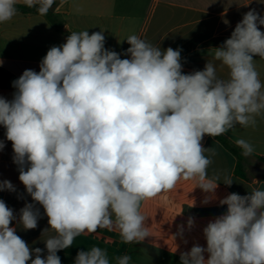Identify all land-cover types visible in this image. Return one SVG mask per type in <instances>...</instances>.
I'll use <instances>...</instances> for the list:
<instances>
[{"label":"clouds","instance_id":"obj_1","mask_svg":"<svg viewBox=\"0 0 264 264\" xmlns=\"http://www.w3.org/2000/svg\"><path fill=\"white\" fill-rule=\"evenodd\" d=\"M18 3L44 16L55 0H0V23L17 14ZM261 26L264 15L251 9L230 38L213 48V61L228 69L226 78L209 60L203 70L184 74L182 49H161L135 34L125 39L130 47L122 59L105 48L103 31L87 30L72 31L65 43L52 46L39 72L24 70L12 82V99L0 96V125L33 203H25L17 219L0 199V264H61L58 251L98 229L115 228L122 243H141L150 236L142 203L173 190L181 179L196 181L195 188L210 194L204 201L209 203L220 176H208L216 153L203 146L205 136H221L237 125L255 127L264 113V83L254 60L264 59ZM235 144L244 157L255 150L243 138ZM4 147L0 140V151ZM232 182L224 176L226 186ZM5 190L16 188L0 180ZM36 204L49 225L42 235L52 233L43 240L46 255L10 226L17 221L25 231L36 229L42 218ZM219 204L227 211L203 228L206 247L197 243L180 252V264H264V190L233 192ZM187 223L191 229L194 220ZM130 260L125 254L115 264ZM74 264L110 260L106 250L93 246L79 251Z\"/></svg>","mask_w":264,"mask_h":264},{"label":"crops","instance_id":"obj_2","mask_svg":"<svg viewBox=\"0 0 264 264\" xmlns=\"http://www.w3.org/2000/svg\"><path fill=\"white\" fill-rule=\"evenodd\" d=\"M17 6L25 5L18 3ZM251 9L264 15V0H61L48 12L52 20L47 15H40L36 8L26 11L18 8L11 20L0 23V60L3 61L0 67L16 78L26 69L39 72L40 62L52 46L65 43L72 31L87 30L89 34L103 31L105 48L120 53L122 59L128 58L124 53L130 47L125 39L133 34L161 49H182L183 73L188 74L203 70L207 60L213 61V48L230 38L236 24ZM260 30L264 31V26ZM254 60L264 83V59L254 56ZM213 63L218 76L226 78L228 69L219 61ZM14 92L10 86L0 85V96L11 100ZM256 121L255 127L237 125L223 135L234 144L241 138L252 143L255 149L251 154L252 165L264 168V113L256 117ZM5 131L0 125V140L5 143L0 151V180L11 181L16 191H0V199L19 219L20 209L33 201L19 181L17 165L12 159V143L6 139ZM202 143L216 153L207 170L209 178L220 176L215 196L209 203L204 201L210 194L195 188L196 181L181 179L173 190L142 203L140 210L147 217L150 233L143 242L125 244L115 228L111 231L98 229L95 233L77 237L72 246L58 251L61 264H74L79 251H87L93 246L107 251L110 264H115V258L125 254L131 257L130 264H180V252L190 250L197 243L206 247L203 228L227 210L209 211L226 209L227 206H221L219 200L230 193L243 196L253 189L264 190V181L251 173L248 178L238 176L237 158L215 137L205 136ZM225 175L233 179L231 186L223 183ZM36 207L42 216L36 229L25 231L17 221L10 226L16 228V234L30 248L45 249L43 240L52 233L42 235L49 227L48 220L43 215L42 206L36 204ZM190 218L194 220L191 229L187 223ZM181 226L183 233L179 235ZM205 258H208L207 253Z\"/></svg>","mask_w":264,"mask_h":264},{"label":"trees","instance_id":"obj_3","mask_svg":"<svg viewBox=\"0 0 264 264\" xmlns=\"http://www.w3.org/2000/svg\"><path fill=\"white\" fill-rule=\"evenodd\" d=\"M60 1L61 0H56L54 4H57ZM17 8H19L23 11L30 9L26 6H17ZM47 17L50 20H52V17L50 14H47ZM16 79H18V78H16L11 73L5 71L2 67H0V85L10 86V87L14 88L12 82ZM215 138L237 158L238 163H237V168H236V174L242 178H248V175H251L249 166L252 165V162H251L252 155H250L248 157H244L243 155H241L242 150L239 147H237L233 142H231L224 135H221V136H218ZM262 180L264 181V176H263ZM224 210H227V208L226 209L221 208V209L211 210L209 212L224 211Z\"/></svg>","mask_w":264,"mask_h":264},{"label":"water","instance_id":"obj_4","mask_svg":"<svg viewBox=\"0 0 264 264\" xmlns=\"http://www.w3.org/2000/svg\"><path fill=\"white\" fill-rule=\"evenodd\" d=\"M251 174L257 179L261 180L264 176V168L257 165H250L249 167Z\"/></svg>","mask_w":264,"mask_h":264},{"label":"rangeland","instance_id":"obj_5","mask_svg":"<svg viewBox=\"0 0 264 264\" xmlns=\"http://www.w3.org/2000/svg\"><path fill=\"white\" fill-rule=\"evenodd\" d=\"M253 161H255V160H253Z\"/></svg>","mask_w":264,"mask_h":264}]
</instances>
